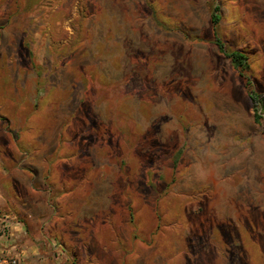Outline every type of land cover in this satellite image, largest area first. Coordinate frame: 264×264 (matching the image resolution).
I'll return each mask as SVG.
<instances>
[{
    "label": "rangeland",
    "instance_id": "rangeland-1",
    "mask_svg": "<svg viewBox=\"0 0 264 264\" xmlns=\"http://www.w3.org/2000/svg\"><path fill=\"white\" fill-rule=\"evenodd\" d=\"M0 155L73 264H264V0H0Z\"/></svg>",
    "mask_w": 264,
    "mask_h": 264
},
{
    "label": "crops",
    "instance_id": "crops-1",
    "mask_svg": "<svg viewBox=\"0 0 264 264\" xmlns=\"http://www.w3.org/2000/svg\"><path fill=\"white\" fill-rule=\"evenodd\" d=\"M13 162L0 155V264H73L45 212V194L31 190L30 172Z\"/></svg>",
    "mask_w": 264,
    "mask_h": 264
},
{
    "label": "trees",
    "instance_id": "trees-1",
    "mask_svg": "<svg viewBox=\"0 0 264 264\" xmlns=\"http://www.w3.org/2000/svg\"><path fill=\"white\" fill-rule=\"evenodd\" d=\"M210 21L213 25V28L215 30V37H214V43L218 46L220 52L224 53L228 58L231 59L233 66L235 69H237L241 76L246 78L247 85L250 86L251 79H250V72H251V65L248 61L247 55L241 51V50H228L220 38L219 34L216 31V28L218 27L220 21H221V13H220V6L215 3L211 14H210ZM252 99L257 102L258 101V94H254V92L251 93ZM255 121L259 122L262 119V114L259 113V110H255ZM180 156V152L177 153V155L174 158V161L177 162Z\"/></svg>",
    "mask_w": 264,
    "mask_h": 264
},
{
    "label": "built area",
    "instance_id": "built-area-1",
    "mask_svg": "<svg viewBox=\"0 0 264 264\" xmlns=\"http://www.w3.org/2000/svg\"><path fill=\"white\" fill-rule=\"evenodd\" d=\"M17 262V260H14V263H16Z\"/></svg>",
    "mask_w": 264,
    "mask_h": 264
}]
</instances>
